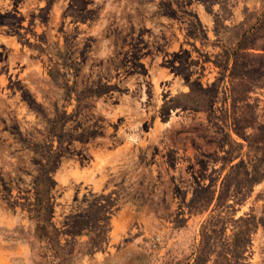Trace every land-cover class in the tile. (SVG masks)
<instances>
[{
  "label": "rangeland",
  "instance_id": "rangeland-1",
  "mask_svg": "<svg viewBox=\"0 0 264 264\" xmlns=\"http://www.w3.org/2000/svg\"><path fill=\"white\" fill-rule=\"evenodd\" d=\"M0 264H264V0H0Z\"/></svg>",
  "mask_w": 264,
  "mask_h": 264
},
{
  "label": "trees",
  "instance_id": "trees-1",
  "mask_svg": "<svg viewBox=\"0 0 264 264\" xmlns=\"http://www.w3.org/2000/svg\"><path fill=\"white\" fill-rule=\"evenodd\" d=\"M43 193V192H42ZM45 204H44V201H43V197L41 195V193H39V198L37 199V202H36V207H35V214H36V217H40L42 214H45ZM42 229V228H41Z\"/></svg>",
  "mask_w": 264,
  "mask_h": 264
}]
</instances>
